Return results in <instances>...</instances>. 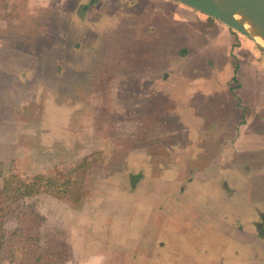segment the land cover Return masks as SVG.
Wrapping results in <instances>:
<instances>
[{
    "label": "rangeland",
    "instance_id": "rangeland-1",
    "mask_svg": "<svg viewBox=\"0 0 264 264\" xmlns=\"http://www.w3.org/2000/svg\"><path fill=\"white\" fill-rule=\"evenodd\" d=\"M44 1L0 0V264H83L84 257L94 264H264V242L247 229L251 209L264 208V143L252 155L247 137L233 146L208 129L194 144L193 134L183 132L177 141L204 157L210 179L186 183L184 169L154 176L140 158V147L161 134L144 130L153 121L132 104L137 94L151 93L140 85V70H181L153 87L164 92L191 83V93L214 92L194 104L190 121L202 128L231 103L221 100L219 81L202 77L205 59L176 58L153 39L142 48L140 27L123 25L133 0H100L86 9L90 0H63L58 31L50 28L36 52H17V39L44 28ZM170 34L164 30V39ZM83 76L89 86L102 82L78 87L81 100L72 98L69 89ZM60 96L70 99L58 103ZM261 120L251 128L264 134ZM66 124L67 137L50 131L62 133ZM164 144L157 142L158 158Z\"/></svg>",
    "mask_w": 264,
    "mask_h": 264
},
{
    "label": "crops",
    "instance_id": "crops-1",
    "mask_svg": "<svg viewBox=\"0 0 264 264\" xmlns=\"http://www.w3.org/2000/svg\"><path fill=\"white\" fill-rule=\"evenodd\" d=\"M99 1L90 0L88 3L82 4L81 7L86 9L88 6L98 5ZM133 1L135 2L134 12L131 15H126L127 19L123 25L126 26V30L128 27L129 31L140 27V42H144L142 48L146 46L148 40L152 42L153 39L168 44L176 58L185 59L192 55L201 56L205 59V73L202 77L219 81L222 88L219 91L221 100L222 98H226L228 101L231 99L232 103L227 104L222 100L225 106L222 107L221 111L218 109L217 116L209 121L206 126L197 127L190 121L192 116L197 114L194 112V104L214 92H208L197 87L194 93H191L192 83L180 91L164 92L153 87L155 85L160 86L159 83L162 82H169L170 77L180 74L181 70H175L176 66L164 67L163 69H156V71L140 70V85L148 84L151 93H148L147 97H144L143 94H137L136 102L133 101L132 104L140 105V117H143L147 122L148 119L153 121L152 123H143L144 130L151 126L153 130L161 131L158 138L156 137V140H153L154 143L151 145L146 143L142 149L140 147V158L142 154L145 161L151 165L152 175H163L173 169H175L174 173L178 171L176 175H179L181 170L184 169L186 174L184 183L191 182L194 177L209 179V164L201 161L204 157L196 156L193 149L185 152L183 140L177 141V138L183 132L188 135L193 134L192 142L194 144L200 143L201 134L208 133V129L214 132L219 131L222 139L225 142L231 140L233 146L234 142L244 143L243 141L247 137L249 138L250 152L253 155L254 150L258 149V145L264 143V141L256 140L257 138L261 140L262 135L264 138V134H259L257 130L251 128L261 117L264 118V115L259 114L264 111V50L257 48L250 39L228 28L220 21L174 0ZM62 2L63 0H54L53 3L48 2V0L41 2V7H45V10H47V19H43L44 28L38 35L33 37L26 35L25 38L17 39L19 42L14 43V50L19 52L23 49H29L30 54L39 50L40 42L45 41V35L49 29L51 28L53 32H56L59 26L63 25L62 18L56 13ZM168 28L172 33L169 36L170 42L163 37L164 30H168ZM33 40L35 41L33 42ZM152 46L158 48L153 43ZM142 48H140V51L143 50ZM158 52H161L160 48H158ZM219 56L221 57L219 58ZM218 60L223 61L217 62ZM23 68L28 70L26 65ZM18 70L20 69L18 68ZM21 71L23 70L21 69ZM198 71V69L190 71L189 68L187 73L199 77L196 74L199 73ZM85 78L86 76H83L70 87L69 93L72 94V98L80 99L75 94L78 87L85 88V90L97 88L102 82L99 77L97 82L89 86ZM66 98L70 99L68 96L63 98L60 96L56 99L58 103H61V100H66ZM33 99H36V97H33ZM211 99L217 100L213 97ZM46 105L44 104V106ZM46 112L47 107L44 108L45 115ZM160 118L161 122L159 121ZM172 118H174V122L171 120ZM68 121L69 115L67 117ZM48 122L50 123L49 119ZM261 122L263 124L264 120H261ZM179 124H183L182 129L176 127ZM47 125L48 128H52V125ZM67 128L66 124V130L62 133L54 130L50 131L67 137L65 135ZM47 130L49 131V129ZM162 135H166V137H162ZM157 142L165 143L159 146V153H161L159 158L155 155V148L158 147ZM148 146L149 148H147ZM151 160H158L159 164L154 161L153 165ZM154 168L161 170L159 174L154 172ZM242 168L243 170H249L250 165L248 163L243 164ZM220 178L226 179L225 175ZM218 180L222 185L223 180L219 178ZM176 182H178L177 186L183 187L182 180ZM229 192L230 190L227 188L223 193L227 194ZM251 210L250 224L247 225L249 227L247 229L254 236V239L263 243L264 228L260 232L259 226L264 225V208ZM252 216L254 219H252ZM83 261V264H94L92 258L84 257Z\"/></svg>",
    "mask_w": 264,
    "mask_h": 264
},
{
    "label": "water",
    "instance_id": "water-1",
    "mask_svg": "<svg viewBox=\"0 0 264 264\" xmlns=\"http://www.w3.org/2000/svg\"><path fill=\"white\" fill-rule=\"evenodd\" d=\"M212 17L264 50V0H174ZM245 24H248L246 28Z\"/></svg>",
    "mask_w": 264,
    "mask_h": 264
},
{
    "label": "trees",
    "instance_id": "trees-1",
    "mask_svg": "<svg viewBox=\"0 0 264 264\" xmlns=\"http://www.w3.org/2000/svg\"><path fill=\"white\" fill-rule=\"evenodd\" d=\"M23 187L26 188V189H29L31 187V184L24 185ZM27 193H30V192H27Z\"/></svg>",
    "mask_w": 264,
    "mask_h": 264
},
{
    "label": "bare ground",
    "instance_id": "bare-ground-1",
    "mask_svg": "<svg viewBox=\"0 0 264 264\" xmlns=\"http://www.w3.org/2000/svg\"><path fill=\"white\" fill-rule=\"evenodd\" d=\"M245 26H246V28H248L249 26H248V24H245ZM229 28V27H228ZM240 34V33H239ZM242 35V34H241ZM243 36V35H242Z\"/></svg>",
    "mask_w": 264,
    "mask_h": 264
}]
</instances>
